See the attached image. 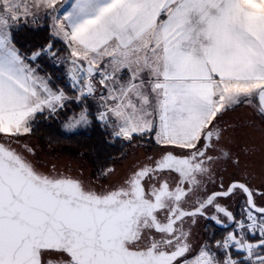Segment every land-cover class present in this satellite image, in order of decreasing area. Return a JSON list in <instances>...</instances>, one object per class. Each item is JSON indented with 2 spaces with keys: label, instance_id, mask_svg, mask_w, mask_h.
Returning a JSON list of instances; mask_svg holds the SVG:
<instances>
[{
  "label": "snow or ice",
  "instance_id": "obj_1",
  "mask_svg": "<svg viewBox=\"0 0 264 264\" xmlns=\"http://www.w3.org/2000/svg\"><path fill=\"white\" fill-rule=\"evenodd\" d=\"M37 26L49 42L25 53L16 33ZM42 56L72 95L40 75ZM245 105L264 121V0H0V264H264V192L221 181L185 207L217 163L240 167L224 117ZM52 117L154 141L159 157L100 189L44 172L12 144ZM236 196L238 213L220 202ZM199 217L224 234L194 249Z\"/></svg>",
  "mask_w": 264,
  "mask_h": 264
},
{
  "label": "trees",
  "instance_id": "obj_2",
  "mask_svg": "<svg viewBox=\"0 0 264 264\" xmlns=\"http://www.w3.org/2000/svg\"><path fill=\"white\" fill-rule=\"evenodd\" d=\"M49 39V31L46 27L37 26L35 28L22 29L16 33L18 47L28 54L46 45ZM54 43L57 49H63L64 45L62 42L56 41ZM61 55H63V52H61ZM37 64L39 65L38 71L40 75L50 77L53 87L65 88L69 95H72L71 90L66 88L67 80L63 74L64 70L61 67L54 65L52 60L47 56L40 57ZM33 66L35 67L36 65L34 64ZM68 108L71 111H79V108L74 103H70ZM71 111L68 112L69 115H71ZM232 113L233 111H230L228 114ZM256 115L260 118L258 112H256ZM29 136L39 142L43 150L47 149L52 154H65L74 158L80 157L87 160L93 167L95 173L100 177H103L101 172L107 168H111L114 161L123 160L128 150L133 146L143 147L147 150L159 149V146L154 141L152 143L143 140H137L132 143L120 140L113 141L107 131L95 123L78 132L67 133L63 130V117L40 119ZM23 144L31 147L23 138L21 144H12V147L24 153L42 171L50 172L55 168L57 172L72 175L68 170L71 169V164L47 163L44 160L43 162L39 160L40 157L36 158L35 151L34 155L26 153L22 147ZM42 166L44 168H41ZM223 234L224 232H214L205 237V241H210L213 236L215 239H220Z\"/></svg>",
  "mask_w": 264,
  "mask_h": 264
},
{
  "label": "flooded vegetation",
  "instance_id": "obj_3",
  "mask_svg": "<svg viewBox=\"0 0 264 264\" xmlns=\"http://www.w3.org/2000/svg\"><path fill=\"white\" fill-rule=\"evenodd\" d=\"M235 113V112H234ZM224 121L233 126L234 131H231L225 140L227 148L240 159V167L234 168L231 162L220 161L214 168V176L212 182L207 178L204 179V188L192 196L185 204L186 208H191L195 204L197 197H203L205 194H211L218 190L219 184L223 181L224 185L230 184L232 181H241L247 183L250 187L260 192H264V123L255 114L237 113L228 114L224 117ZM160 149H149L143 152V155H138L129 166L120 169V176L111 183H99L94 179L87 178V186L100 189L101 187H109L120 183L134 168L147 163L148 158H158ZM123 159L122 161H124ZM122 170V171H121ZM169 182L173 183L175 176L168 177ZM258 204L264 206V200L259 196L256 197ZM224 206L234 213L239 212L242 197L236 196L231 199H222L220 201ZM214 210H209L208 215H212ZM191 231V242L193 247L197 244L200 238H205L214 232H224V229L214 222L206 220L203 217L197 218L195 224L190 221L186 225Z\"/></svg>",
  "mask_w": 264,
  "mask_h": 264
},
{
  "label": "rangeland",
  "instance_id": "obj_4",
  "mask_svg": "<svg viewBox=\"0 0 264 264\" xmlns=\"http://www.w3.org/2000/svg\"><path fill=\"white\" fill-rule=\"evenodd\" d=\"M246 108H242V106L236 108L232 114H237V113H250L251 115H255L256 113L254 111L251 110V108H249L247 105L245 106ZM235 112V113H234ZM87 127L84 128H80L78 130H76L75 132H78L82 129H85ZM64 130V129H63ZM65 131V130H64ZM23 139L32 147V149L35 151L36 154V158L40 157L39 160H44L47 163H58V164H71L72 167L71 169H68L72 175L74 176H83L86 178H91L94 179L95 181L99 182V183H111L114 180H116L119 176H120V169L124 168V167H128L129 166V162H131L132 160H134L135 157H137L138 155H143V152H145L147 149L143 148V147H131L128 152L127 155L124 157V161H120V160H116L112 163L111 168L114 169L113 173L108 176V177H100L98 176L93 167L90 165V163L83 159V158H74L71 157L69 155H65V154H52L50 153L49 150H43L41 144H39V142H37L36 140L32 139L29 135L23 137ZM38 155V156H37ZM43 161V162H44ZM41 168H44L43 166ZM122 171V170H121ZM203 242H205V238H200L197 242V244L195 245L194 249L197 248L199 245H201Z\"/></svg>",
  "mask_w": 264,
  "mask_h": 264
},
{
  "label": "water",
  "instance_id": "obj_5",
  "mask_svg": "<svg viewBox=\"0 0 264 264\" xmlns=\"http://www.w3.org/2000/svg\"><path fill=\"white\" fill-rule=\"evenodd\" d=\"M72 176V175H71ZM73 177H78V176H74L73 175ZM78 178H80V179H82L83 180V182L86 184V186H87V178L86 177H83V176H80V177H78ZM95 189V188H94Z\"/></svg>",
  "mask_w": 264,
  "mask_h": 264
},
{
  "label": "crops",
  "instance_id": "obj_6",
  "mask_svg": "<svg viewBox=\"0 0 264 264\" xmlns=\"http://www.w3.org/2000/svg\"><path fill=\"white\" fill-rule=\"evenodd\" d=\"M245 106H242V108H246ZM248 107L251 108V110L254 111L255 113L257 112V110L254 106H248Z\"/></svg>",
  "mask_w": 264,
  "mask_h": 264
}]
</instances>
